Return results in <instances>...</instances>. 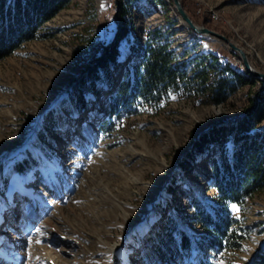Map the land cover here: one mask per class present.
<instances>
[{
	"label": "rangeland",
	"instance_id": "rangeland-1",
	"mask_svg": "<svg viewBox=\"0 0 264 264\" xmlns=\"http://www.w3.org/2000/svg\"><path fill=\"white\" fill-rule=\"evenodd\" d=\"M181 2L194 22L225 35L264 72V0ZM120 3L72 0L34 39L0 59V264H167L154 261L144 243L175 206L181 227L204 245L172 264H197L196 256L203 264H252L264 248V188L229 204L232 236L210 247L214 234L197 212L215 201L212 167L199 160L187 173L180 162L212 123L258 97L260 85L211 102L193 79L200 55L212 50L241 66L238 55L222 41L191 34L170 0H137L122 5L128 32L108 66L109 81L104 76L74 104L70 84L114 37ZM149 39L169 42L177 61L188 62L191 81L161 101L115 105L114 91L131 71L129 47ZM52 113L41 143L37 137Z\"/></svg>",
	"mask_w": 264,
	"mask_h": 264
},
{
	"label": "trees",
	"instance_id": "trees-1",
	"mask_svg": "<svg viewBox=\"0 0 264 264\" xmlns=\"http://www.w3.org/2000/svg\"><path fill=\"white\" fill-rule=\"evenodd\" d=\"M71 1L0 0V59L10 55L24 42L34 39L42 25ZM133 2L137 0H121L116 14L117 30L114 37L99 45L97 49L101 56L71 82L74 104H80L84 94L94 91V85L97 81H104V76L109 81L111 73L108 66L116 61L120 42L128 32L124 20L126 8L122 5L129 6ZM183 6L186 8L184 2ZM129 48L133 54L129 65L131 71L124 73L126 79L114 91L115 105L120 104V101L133 103L138 99L156 97L161 101L163 94L179 87L182 81H191L192 78L187 77L188 62L177 61L174 51L169 49V42L135 40ZM229 54L236 56L230 50ZM200 56L193 79H200L209 100L215 104L225 102L239 87L247 86L252 90L260 85L258 97L249 96L244 110L234 117L212 123L194 141L180 162V170L187 173L193 171L199 160L208 162L212 167L215 201L199 207L197 215L199 221L214 234L206 241L208 246L220 247L223 241L232 236L229 233L232 222L229 218V204H242L246 198L264 188V83L249 75L236 62L212 50ZM200 56L192 60H198ZM51 119H54L53 113L46 117L41 127L37 137L41 143H44L46 131L51 127ZM18 168L19 165H16ZM173 212L174 215H167L162 229L155 230L145 239L144 247L150 248L154 261L172 264L173 258L182 257L191 248L199 251L203 248L204 243L188 235L179 224L181 208L175 206ZM196 262L203 264L197 256ZM252 264H264V248Z\"/></svg>",
	"mask_w": 264,
	"mask_h": 264
},
{
	"label": "water",
	"instance_id": "water-1",
	"mask_svg": "<svg viewBox=\"0 0 264 264\" xmlns=\"http://www.w3.org/2000/svg\"><path fill=\"white\" fill-rule=\"evenodd\" d=\"M173 6V9L176 13V16L179 18L181 24L191 32V34L198 36L199 38L203 37H209L212 40L216 39L217 41H222L224 42L230 49V51L236 55H238L240 61H241V66L245 69V71L251 75L252 77L260 80L261 82L264 83V72H261L257 69H255L249 59V56L247 52L242 49L241 47L237 46L235 43L231 42L229 38H227L225 35L220 34L216 32L215 30H212L205 25L202 24H197L196 22L193 21V19L189 16L187 11L185 10L181 0H170ZM214 41V40H213ZM41 115L37 118V123L40 120ZM28 140L25 139L24 142ZM23 144L16 146L14 149H18L21 147Z\"/></svg>",
	"mask_w": 264,
	"mask_h": 264
},
{
	"label": "snow or ice",
	"instance_id": "snow-or-ice-1",
	"mask_svg": "<svg viewBox=\"0 0 264 264\" xmlns=\"http://www.w3.org/2000/svg\"><path fill=\"white\" fill-rule=\"evenodd\" d=\"M233 208H235L237 211H239V209L235 205H233Z\"/></svg>",
	"mask_w": 264,
	"mask_h": 264
}]
</instances>
